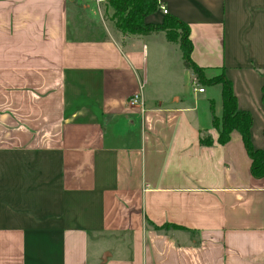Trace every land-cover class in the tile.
<instances>
[{
	"label": "crops",
	"instance_id": "obj_1",
	"mask_svg": "<svg viewBox=\"0 0 264 264\" xmlns=\"http://www.w3.org/2000/svg\"><path fill=\"white\" fill-rule=\"evenodd\" d=\"M159 2L203 80L109 2L0 0V264H264V178L239 131L219 142L207 83L231 82L263 150L264 0Z\"/></svg>",
	"mask_w": 264,
	"mask_h": 264
},
{
	"label": "trees",
	"instance_id": "obj_2",
	"mask_svg": "<svg viewBox=\"0 0 264 264\" xmlns=\"http://www.w3.org/2000/svg\"><path fill=\"white\" fill-rule=\"evenodd\" d=\"M115 14L114 20L118 30L124 35H149L156 32H166L168 38L173 42H178L184 54V64L190 68L200 80L203 74L200 68L192 62L193 51L190 39V28L178 18L168 15L162 25H151L145 22L147 16L155 13L160 8L159 0H110ZM208 84L222 83L224 87V117L220 121L214 117L213 124L217 129H221L219 142L225 144L230 140L233 131H239L243 137L244 144L252 159V174L256 178H264V149L256 150L252 143L251 129L253 117L250 112L240 111L237 99L234 95L231 82L224 76L218 77ZM264 102V87H263ZM202 142L209 145L211 139L203 138Z\"/></svg>",
	"mask_w": 264,
	"mask_h": 264
},
{
	"label": "built area",
	"instance_id": "obj_3",
	"mask_svg": "<svg viewBox=\"0 0 264 264\" xmlns=\"http://www.w3.org/2000/svg\"><path fill=\"white\" fill-rule=\"evenodd\" d=\"M99 1H108V0H99ZM160 9L165 15H167L168 12H169L168 9L165 6H163V5L160 6ZM197 90L199 92H204L203 88L197 89ZM127 104H128L129 107H132V108L133 107H140L141 109L145 110V104H144V101H143L141 95L137 94V95H134V96L130 97L127 100Z\"/></svg>",
	"mask_w": 264,
	"mask_h": 264
},
{
	"label": "rangeland",
	"instance_id": "obj_4",
	"mask_svg": "<svg viewBox=\"0 0 264 264\" xmlns=\"http://www.w3.org/2000/svg\"><path fill=\"white\" fill-rule=\"evenodd\" d=\"M110 0H108V1H102V2H109ZM111 8H112V10H113V17H114V14H115V11H114V9H113V7L111 6ZM130 35H132V34H130Z\"/></svg>",
	"mask_w": 264,
	"mask_h": 264
}]
</instances>
